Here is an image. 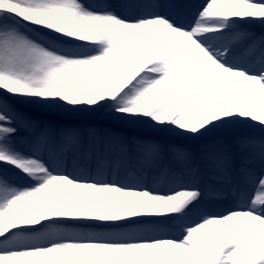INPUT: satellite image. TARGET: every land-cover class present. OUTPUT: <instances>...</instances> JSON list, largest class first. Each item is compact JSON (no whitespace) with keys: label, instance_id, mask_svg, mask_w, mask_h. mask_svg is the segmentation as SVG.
Masks as SVG:
<instances>
[{"label":"snow or ice","instance_id":"snow-or-ice-1","mask_svg":"<svg viewBox=\"0 0 264 264\" xmlns=\"http://www.w3.org/2000/svg\"><path fill=\"white\" fill-rule=\"evenodd\" d=\"M257 27L264 0H0V264H264Z\"/></svg>","mask_w":264,"mask_h":264},{"label":"rangeland","instance_id":"rangeland-1","mask_svg":"<svg viewBox=\"0 0 264 264\" xmlns=\"http://www.w3.org/2000/svg\"><path fill=\"white\" fill-rule=\"evenodd\" d=\"M260 29L257 27L255 31L259 32ZM22 110L31 116L34 120L39 122L41 125L48 124L53 126L54 128L59 127L60 125H80L86 126L88 124H97L100 126H112L108 121L102 120L99 117H94L89 114H71L63 111L62 109H42V108H35L29 106H22ZM126 135L129 136H142V137H150L155 139H160L165 144H187L191 145L193 142L187 140L184 137L177 136L168 131H157L151 129L147 126L138 125L134 127L124 128L121 129ZM251 134H259L258 128H253L247 125H238L233 126L229 129L223 130L217 135L223 136L226 140H231L232 138L239 136V135H251ZM21 135H24L22 132ZM233 203L232 199L229 198L226 201L221 202L218 205L217 210L222 207L230 206ZM171 236L175 238H179V232L173 231L170 233Z\"/></svg>","mask_w":264,"mask_h":264},{"label":"trees","instance_id":"trees-1","mask_svg":"<svg viewBox=\"0 0 264 264\" xmlns=\"http://www.w3.org/2000/svg\"><path fill=\"white\" fill-rule=\"evenodd\" d=\"M65 126V125H64Z\"/></svg>","mask_w":264,"mask_h":264}]
</instances>
